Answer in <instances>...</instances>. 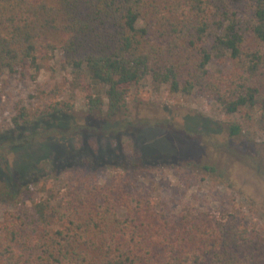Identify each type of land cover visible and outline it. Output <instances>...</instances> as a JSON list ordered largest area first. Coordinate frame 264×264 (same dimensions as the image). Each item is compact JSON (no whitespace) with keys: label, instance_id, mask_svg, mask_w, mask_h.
I'll return each instance as SVG.
<instances>
[{"label":"trees","instance_id":"16d2710c","mask_svg":"<svg viewBox=\"0 0 264 264\" xmlns=\"http://www.w3.org/2000/svg\"><path fill=\"white\" fill-rule=\"evenodd\" d=\"M49 52L102 87L104 97L86 94L88 110L121 109L149 77L228 114L256 111L264 125V0H0V76ZM221 55L228 72L210 71ZM91 175L58 200L56 229L4 211L0 264H264L263 237L236 215L163 218L121 177L100 184Z\"/></svg>","mask_w":264,"mask_h":264},{"label":"rangeland","instance_id":"374dc122","mask_svg":"<svg viewBox=\"0 0 264 264\" xmlns=\"http://www.w3.org/2000/svg\"><path fill=\"white\" fill-rule=\"evenodd\" d=\"M208 68L228 72L230 64L214 56ZM90 92L103 91L83 69L60 66L57 52L0 76V218L14 211L29 225L56 229L58 200L78 177L93 174L100 184L121 177L128 190L153 199L163 218L234 214L264 241L258 112L228 114L214 100L172 93L149 77L113 113L105 105L88 110Z\"/></svg>","mask_w":264,"mask_h":264}]
</instances>
